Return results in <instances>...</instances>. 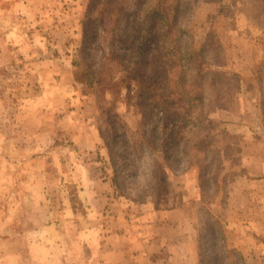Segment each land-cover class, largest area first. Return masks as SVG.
Masks as SVG:
<instances>
[{
  "label": "rangeland",
  "instance_id": "obj_1",
  "mask_svg": "<svg viewBox=\"0 0 264 264\" xmlns=\"http://www.w3.org/2000/svg\"><path fill=\"white\" fill-rule=\"evenodd\" d=\"M90 3L0 0V264H90L102 240L93 228L124 229L144 210L178 204L201 231V264H264V0L195 6L197 33L212 28L227 50L222 68L243 77L233 104L211 116L221 166L212 197L181 147L165 158L150 100L108 58L104 2ZM86 62L99 82L75 79Z\"/></svg>",
  "mask_w": 264,
  "mask_h": 264
},
{
  "label": "trees",
  "instance_id": "obj_2",
  "mask_svg": "<svg viewBox=\"0 0 264 264\" xmlns=\"http://www.w3.org/2000/svg\"><path fill=\"white\" fill-rule=\"evenodd\" d=\"M199 1L133 0L131 8H127L125 0H103L99 31L113 38L108 58L116 61L122 71L120 80L135 81L141 95L150 100L152 110L148 116L153 115L149 118L153 136L161 133L165 158L170 157L167 146L181 147L180 162L200 166L202 196L212 197L221 190V166L208 142L211 116L233 104L242 89L243 77L222 68L228 54L212 28L197 33L194 23L198 21L193 14ZM90 6H94V0ZM88 22L87 17L83 22L82 49L86 48ZM86 63L83 71L75 72V79L81 83L99 82L98 71ZM141 113L142 121L144 111ZM212 186L214 195L208 192ZM210 226L217 238L220 229L212 216L207 221Z\"/></svg>",
  "mask_w": 264,
  "mask_h": 264
},
{
  "label": "crops",
  "instance_id": "obj_3",
  "mask_svg": "<svg viewBox=\"0 0 264 264\" xmlns=\"http://www.w3.org/2000/svg\"><path fill=\"white\" fill-rule=\"evenodd\" d=\"M185 214L183 204L155 206L124 229L93 228L102 240L90 264H201V231Z\"/></svg>",
  "mask_w": 264,
  "mask_h": 264
}]
</instances>
